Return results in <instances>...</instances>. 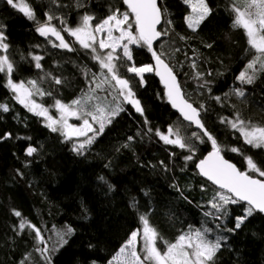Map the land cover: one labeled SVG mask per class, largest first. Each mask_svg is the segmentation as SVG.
Masks as SVG:
<instances>
[{
    "label": "trees",
    "instance_id": "trees-1",
    "mask_svg": "<svg viewBox=\"0 0 264 264\" xmlns=\"http://www.w3.org/2000/svg\"><path fill=\"white\" fill-rule=\"evenodd\" d=\"M30 2L38 19L43 21L49 0ZM59 2L67 7L52 6V10L66 17L72 27L86 12L99 18L106 16L110 8L126 10L123 0H82L85 5L82 8L76 7V0ZM208 3L213 14L193 33L184 21L190 9L182 0H164L173 24L169 35L162 37L154 48L164 53L162 58L173 67L193 106L205 105L206 110L201 112L203 122L221 145L243 148L249 155L259 152L257 158L264 159V151L245 145L238 132L220 123L222 117L234 119L235 113H240L246 121L264 124V75L254 85L244 86L245 98L231 94L234 87H240L235 78L250 58L245 56L246 37L242 29L230 27L232 15L226 10L229 0H208ZM0 24L5 26L9 54L16 62L13 74L16 81L43 75L28 54L42 55L44 71L60 77L65 83L54 85L45 80L41 87L70 103L88 88L89 77L81 68L87 66L91 72L99 73L98 65L86 50L79 45H75V52L53 48L35 31V23L8 6L6 0H0ZM53 24L62 27L57 20ZM63 35L71 40L67 33ZM180 36L189 39L181 40ZM206 43L213 46L208 48ZM22 55L25 59H21ZM133 55L137 66L151 64V53L146 49L133 46ZM190 57L195 58V71ZM196 72L202 74V80L196 78ZM121 73L136 81V96L149 124L145 125L144 117L130 104H124L125 111L105 128L103 135L83 155L72 151L76 139L64 142L63 137L44 126L40 117L18 104L3 86L5 77L0 74V103L10 108L7 113L0 112V137L11 134L10 139L0 140V264H20L25 257H29L25 264H46L45 254L38 250L45 245H37L35 233L25 229L17 234L19 218L13 215V210H19L41 230L49 249L58 247V231L67 227L74 229L68 243L50 253L52 264H92V261L108 264L131 231L141 226L137 213L128 206L132 196L139 200L141 211L150 210L151 224L166 240L174 241L181 233L208 227L210 239L217 235L228 238L217 255L216 264H264V216L254 213L235 233L221 232L217 225L233 227L234 218L242 215L243 206H226L228 214L219 221L204 215L214 211L211 202L215 188L196 174L195 163L211 151L210 144H198L196 158L185 167L183 157L187 152L165 145L154 132L159 129L167 133L169 127H178L182 135L189 137L198 131L173 112L153 72L145 74L143 86L134 74L125 69H121ZM204 81L210 82L211 92L207 87H200ZM98 95L103 98L107 93L99 92ZM215 96L221 97L220 103L212 98ZM34 98L45 106L53 103L52 96ZM107 99L111 101L112 97ZM50 114L55 115L54 109H50ZM149 127L153 133L145 135ZM130 136L132 141L128 140ZM125 144L129 146L123 147ZM29 146L37 148L32 157L25 154ZM223 155L241 170L246 168L243 156L230 151ZM18 170L23 176L17 174ZM100 177L114 185L115 191H109ZM173 185H177L180 192Z\"/></svg>",
    "mask_w": 264,
    "mask_h": 264
},
{
    "label": "snow or ice",
    "instance_id": "snow-or-ice-1",
    "mask_svg": "<svg viewBox=\"0 0 264 264\" xmlns=\"http://www.w3.org/2000/svg\"><path fill=\"white\" fill-rule=\"evenodd\" d=\"M182 2L190 9L184 21L187 27L195 33L213 14V8L210 7L208 0H182ZM6 4L22 13L29 21H33L36 25L35 31L53 48L75 52L77 51L75 45H79L80 49L90 54L91 59L99 67L98 74L91 72L87 66L81 68L82 73L89 77L87 91L70 103H65L56 98L52 90L41 87L45 80L54 85L65 83L60 77L44 71L41 64L44 59L42 55L28 54L35 68L43 75L37 79L21 81L13 79L16 62L9 54L10 44L7 42L5 26L0 24V74L5 77L3 86L13 94L12 98L28 112L42 117L45 121L44 126L51 132L58 133L63 137L64 142L73 141V138H76L72 146L74 153L83 155L96 139L103 135L105 128L111 125L121 112L125 111L124 104H130L136 113L144 117L145 125H148L145 109L136 96V81L127 78L121 73V69L134 74L140 86L145 84L146 73L155 72L164 84L168 102L179 112L184 121L199 129V132H192L189 137H185L181 134L180 128L169 127L167 133L156 129L154 135L165 145H171L187 152V155L183 157L185 167L196 158L198 144L209 143L211 146V151L195 163V168L198 170L196 174L215 186L211 202V208L214 211L205 212L204 215L219 221L228 214L226 206L242 205V215L234 218L233 227L217 225L221 232L235 233L254 213L264 214V159L257 158L260 155L259 152L249 155L243 148L221 145L203 122L201 112L206 110L205 105L200 104L199 108L193 106L181 88L173 67L162 58L164 53L157 52L154 48L156 41L169 35L173 24V21L168 18L170 12L164 0H123L126 10L110 8L106 16L99 18L95 14L86 12L80 17L75 27L68 24L66 17L57 15L52 10V6L67 7V5H61L59 0H49L50 6L44 13L43 21L38 19L35 7L30 0H6ZM76 7L82 8L85 5L82 0H76ZM226 10L232 15L231 29H242L248 46L245 49V56L250 58L235 78L240 87H234L231 90V94L243 99L246 96L244 86L254 85L264 75V0H229ZM54 20L59 21L62 27L53 24ZM161 25H167V27H160ZM63 33H67L71 40H66ZM180 39L186 41L189 37L180 36ZM133 46L146 49L151 53L155 64L137 66L134 61ZM205 46L211 48L213 45L206 43ZM36 47L40 46L36 45ZM193 51L196 50L193 49ZM21 59L25 57L22 55ZM189 59H192L191 67L195 71L197 68L195 58L190 57ZM196 78L202 80L203 76L196 72ZM200 87H207V90L211 92L209 81H204ZM99 92H106L107 95L101 98L98 95ZM36 96H52L53 103L51 106H45L35 100ZM108 96L112 97L111 101H108ZM212 98L218 103L221 102L219 96ZM50 109L55 110L58 118L50 114ZM9 111L7 104L0 103V112ZM70 119L80 123H70ZM220 123L238 132L245 145L264 151V124L246 121L240 113H235L234 119L222 117ZM152 133L153 129L149 127L145 135ZM81 137L84 139L80 140ZM10 138L11 134L6 133L0 137V140ZM128 140L132 141L133 137H128ZM128 146V144L123 145V147ZM225 151L243 156L246 168L241 170L225 159L223 155ZM35 153H37V148L29 146L25 154L32 157ZM171 155L174 156L175 153ZM17 174L23 176L19 170ZM100 179L107 185L109 191H115L114 185L104 177ZM173 187L180 192L177 185ZM144 195L147 196L148 193L145 192ZM181 195H183L182 192ZM138 205L139 200L132 196L128 206L137 213L142 230L131 231L129 238L108 261V264H216L217 255L222 246L226 244L227 236L217 235L214 239H210L211 229L203 227L181 233L174 241L166 240L159 229L151 224L150 210L141 211ZM13 215L19 218L18 227L15 229L17 234L28 229L35 233L37 245H45L44 248L38 250L45 254L46 264H52L50 253H55L64 247L68 243V238L74 233L71 227L58 231V247L49 249L39 228L26 220L19 210H13ZM138 238L141 251L137 250ZM28 259L29 257H25L20 264H25ZM92 264L96 262L92 261Z\"/></svg>",
    "mask_w": 264,
    "mask_h": 264
},
{
    "label": "water",
    "instance_id": "water-1",
    "mask_svg": "<svg viewBox=\"0 0 264 264\" xmlns=\"http://www.w3.org/2000/svg\"><path fill=\"white\" fill-rule=\"evenodd\" d=\"M161 27V26H160ZM158 41H156L155 43H154V46L156 45V43H157ZM151 64H155V61L152 59V57H151ZM153 75H154V77L156 78V80L159 82V84L161 85V87H162V89L164 90V93H165V88H164V84L161 82V80H160V77L159 76H157L156 74H155V72H153ZM178 80V79H177ZM167 98V97H166ZM168 100V99H167ZM170 104V103H169ZM171 105V104H170ZM171 107H172V105H171ZM172 110H173V112L181 119V121L183 122V123H185V124H187V125H189L188 124V122H186V121H184L183 120V118L180 116V114H179V112L175 109V108H173L172 107ZM194 130H196V131H198L199 132V129H197V128H195L194 126H192V125H190ZM207 155V154H206ZM226 159V158H225ZM198 170L196 169V172H197ZM199 176V175H198ZM203 181H205V182H207V183H209L210 185H211V183L209 182V181H207L205 178H203V177H201V176H199ZM212 187H214L215 188V186L214 185H211ZM258 213V212H257ZM262 216H264V214H262V213H260Z\"/></svg>",
    "mask_w": 264,
    "mask_h": 264
},
{
    "label": "rangeland",
    "instance_id": "rangeland-1",
    "mask_svg": "<svg viewBox=\"0 0 264 264\" xmlns=\"http://www.w3.org/2000/svg\"><path fill=\"white\" fill-rule=\"evenodd\" d=\"M57 43H58V41H57ZM55 111V110H54ZM52 115V114H51ZM54 116V118H58V115H57V113L55 112V115H53ZM41 119H42V121H43V123H44V125H45V121H44V119L42 118V117H40ZM70 123H73V124H79L80 122L79 121H76V120H73V119H70V121H69ZM174 128H176V127H174ZM81 138H83V137H81ZM73 139H76V138H73ZM80 139V138H79ZM139 229H141L142 230V226H140V228ZM137 250L138 251H141V246H140V242H139V238H138V243H137Z\"/></svg>",
    "mask_w": 264,
    "mask_h": 264
}]
</instances>
